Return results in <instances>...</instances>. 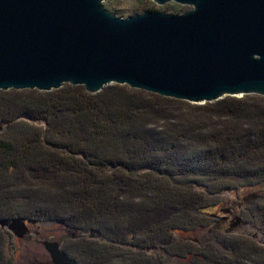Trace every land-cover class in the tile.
<instances>
[{"label": "trees", "instance_id": "obj_1", "mask_svg": "<svg viewBox=\"0 0 264 264\" xmlns=\"http://www.w3.org/2000/svg\"><path fill=\"white\" fill-rule=\"evenodd\" d=\"M134 8L154 11L146 0ZM261 183L263 97L198 105L118 84L0 91V219L65 228L60 248L75 264H264V246L209 212L225 191ZM212 226L205 241L182 236ZM5 246L0 228V264H11Z\"/></svg>", "mask_w": 264, "mask_h": 264}, {"label": "water", "instance_id": "obj_2", "mask_svg": "<svg viewBox=\"0 0 264 264\" xmlns=\"http://www.w3.org/2000/svg\"><path fill=\"white\" fill-rule=\"evenodd\" d=\"M150 1L189 8L121 17L103 0H0V91L125 84L191 104L264 97V0ZM0 227L27 231L18 219ZM42 245L52 264H75L57 242Z\"/></svg>", "mask_w": 264, "mask_h": 264}, {"label": "rangeland", "instance_id": "obj_3", "mask_svg": "<svg viewBox=\"0 0 264 264\" xmlns=\"http://www.w3.org/2000/svg\"><path fill=\"white\" fill-rule=\"evenodd\" d=\"M114 1L120 5L118 7H122L126 10L122 17L142 12L139 9L134 8L139 0ZM146 1L149 2L154 11L172 12L169 10H171L174 5H176L177 8L179 7L181 11L189 8L188 6L175 4L173 2L164 5H156L150 0ZM249 95L259 96L256 94ZM242 96L238 95L233 97L238 98ZM221 196L222 200H224L223 204L221 206H213L209 210V212H214L213 214H215L217 220L219 219L221 225L219 224L218 227L226 230L227 233L248 236L255 240L256 243L264 246L263 217L260 207V204L264 199V183L225 191ZM227 209L232 210V212L227 214ZM225 216L227 217L226 221L223 220ZM237 217L240 218L238 222L235 220ZM230 224H233V226L229 230ZM24 225L27 228V231L20 236L12 233L6 227H0L3 229L4 236H6L5 251L10 258L11 264H52L49 254L42 245V242H57L60 246L62 238L68 234L67 230L55 224H43L33 221H24ZM215 230H218V228H215L214 226L206 227L204 230H195L189 234L182 233V236L194 239L195 241H205L214 236L213 232ZM89 237L92 236L89 235Z\"/></svg>", "mask_w": 264, "mask_h": 264}, {"label": "flooded vegetation", "instance_id": "obj_4", "mask_svg": "<svg viewBox=\"0 0 264 264\" xmlns=\"http://www.w3.org/2000/svg\"><path fill=\"white\" fill-rule=\"evenodd\" d=\"M226 211H227V214H230V213L232 212V210H229V209H227ZM226 218H227V217L225 216V217L223 218V220L226 221Z\"/></svg>", "mask_w": 264, "mask_h": 264}, {"label": "bare ground", "instance_id": "obj_5", "mask_svg": "<svg viewBox=\"0 0 264 264\" xmlns=\"http://www.w3.org/2000/svg\"><path fill=\"white\" fill-rule=\"evenodd\" d=\"M51 91V90H50Z\"/></svg>", "mask_w": 264, "mask_h": 264}]
</instances>
